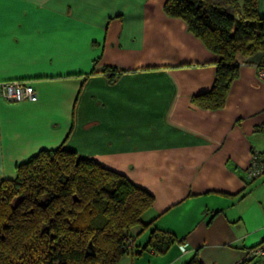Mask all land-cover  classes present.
<instances>
[{
	"label": "crops",
	"instance_id": "obj_1",
	"mask_svg": "<svg viewBox=\"0 0 264 264\" xmlns=\"http://www.w3.org/2000/svg\"><path fill=\"white\" fill-rule=\"evenodd\" d=\"M166 1L0 0V81L37 91L0 99V178L64 145L154 196L145 219L179 240L165 264L195 253L203 264H264L253 253L264 247V176L247 174L264 153V51L242 61L223 108L196 105L217 56ZM104 67L121 73L111 82Z\"/></svg>",
	"mask_w": 264,
	"mask_h": 264
},
{
	"label": "trees",
	"instance_id": "obj_2",
	"mask_svg": "<svg viewBox=\"0 0 264 264\" xmlns=\"http://www.w3.org/2000/svg\"><path fill=\"white\" fill-rule=\"evenodd\" d=\"M260 0H167L170 17L183 19L190 32L217 56L211 90L193 102L205 109L225 106L242 61L264 51ZM263 66V65H262ZM93 70L92 73H94ZM114 82L121 73L104 67ZM155 198L122 173L64 145L42 149L0 178V264H118L141 245L134 227L152 228L145 219ZM156 228L143 249L166 253L178 242ZM183 264H203L195 253Z\"/></svg>",
	"mask_w": 264,
	"mask_h": 264
},
{
	"label": "built area",
	"instance_id": "obj_3",
	"mask_svg": "<svg viewBox=\"0 0 264 264\" xmlns=\"http://www.w3.org/2000/svg\"><path fill=\"white\" fill-rule=\"evenodd\" d=\"M258 78L264 83V65L258 70ZM36 98L37 91L33 85L20 80L0 81V99L8 102H21ZM247 174L250 179L264 176V153L255 152L252 154ZM253 253L256 256L264 255V247L255 249Z\"/></svg>",
	"mask_w": 264,
	"mask_h": 264
},
{
	"label": "rangeland",
	"instance_id": "obj_4",
	"mask_svg": "<svg viewBox=\"0 0 264 264\" xmlns=\"http://www.w3.org/2000/svg\"><path fill=\"white\" fill-rule=\"evenodd\" d=\"M132 234L137 238L138 243L141 245L134 251H140V254L131 253L125 254L118 264H165L170 258L172 250L170 249L166 253H157L153 249H143V246L147 243L149 239V232L147 229L142 231V228L134 227L132 229Z\"/></svg>",
	"mask_w": 264,
	"mask_h": 264
}]
</instances>
